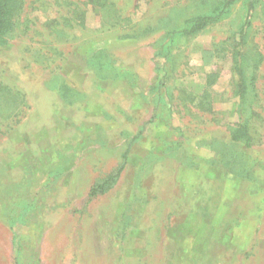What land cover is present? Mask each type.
<instances>
[{"label":"rangeland","instance_id":"1","mask_svg":"<svg viewBox=\"0 0 264 264\" xmlns=\"http://www.w3.org/2000/svg\"><path fill=\"white\" fill-rule=\"evenodd\" d=\"M219 1L24 0L0 46V264H264V0L251 147L229 141L242 1L159 56Z\"/></svg>","mask_w":264,"mask_h":264},{"label":"trees","instance_id":"2","mask_svg":"<svg viewBox=\"0 0 264 264\" xmlns=\"http://www.w3.org/2000/svg\"><path fill=\"white\" fill-rule=\"evenodd\" d=\"M238 1H242L244 4L246 18L239 27L237 38L235 39L237 42L234 44L230 54L232 72L236 77L237 120L229 130V141L232 143H242L249 148L255 142L253 123L258 120L259 116L255 112L259 103L256 81L257 71L262 64L263 57L255 48V52L252 54L246 49V38L250 26V15L257 10L260 0H220L212 11L197 13L189 17L184 21L180 29L173 30L167 34L161 44L159 56L164 60H168L171 54L169 49L172 45L226 18L230 13L231 6ZM23 2L24 0H0V46L6 42L7 36L13 32L16 14L21 10ZM84 4L98 9L112 7L109 0H84ZM260 9L261 14L264 16V4H261ZM77 13L81 16L84 14L83 11ZM155 87L156 90L164 89L166 87V80L165 82H159V85L157 84ZM118 174L110 176L100 185L93 187L89 192V196L94 197L99 193H103L105 188L109 186V183L117 178Z\"/></svg>","mask_w":264,"mask_h":264}]
</instances>
